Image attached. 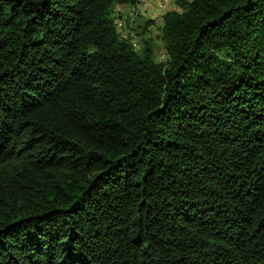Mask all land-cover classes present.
<instances>
[{
	"label": "trees",
	"instance_id": "trees-1",
	"mask_svg": "<svg viewBox=\"0 0 264 264\" xmlns=\"http://www.w3.org/2000/svg\"><path fill=\"white\" fill-rule=\"evenodd\" d=\"M139 2L0 0V264H264V0Z\"/></svg>",
	"mask_w": 264,
	"mask_h": 264
},
{
	"label": "rangeland",
	"instance_id": "rangeland-1",
	"mask_svg": "<svg viewBox=\"0 0 264 264\" xmlns=\"http://www.w3.org/2000/svg\"><path fill=\"white\" fill-rule=\"evenodd\" d=\"M146 1H147V7L149 8L150 5H154L156 8L159 9L158 6V0H145V5H144V11L139 14L135 21L133 22V27L135 29H139L138 31L141 32L144 26L146 25L147 22L151 21L152 23L148 26L144 36L139 35L137 36V41L138 43L142 40V38H151L154 41V46H155V60L157 62H163V55L165 54V51L163 49V45L160 40L161 36V28L163 26V16L171 11H179L181 12V9L179 8V0H169V6L168 8L165 9L163 12H158L157 9L154 7L150 11H145V6H146ZM192 1V0H189ZM149 5V6H148ZM150 9V8H149ZM145 12V13H144ZM158 12V13H157Z\"/></svg>",
	"mask_w": 264,
	"mask_h": 264
},
{
	"label": "built area",
	"instance_id": "built-area-1",
	"mask_svg": "<svg viewBox=\"0 0 264 264\" xmlns=\"http://www.w3.org/2000/svg\"><path fill=\"white\" fill-rule=\"evenodd\" d=\"M169 0H158L159 10H164ZM145 0H140L136 5H117L113 11L114 24L121 35V38L131 42L134 49L139 50L140 44L133 30V22L136 17L144 11ZM128 20L130 24L128 25ZM163 60L165 56L163 55Z\"/></svg>",
	"mask_w": 264,
	"mask_h": 264
},
{
	"label": "crops",
	"instance_id": "crops-1",
	"mask_svg": "<svg viewBox=\"0 0 264 264\" xmlns=\"http://www.w3.org/2000/svg\"><path fill=\"white\" fill-rule=\"evenodd\" d=\"M148 6H149V5H148ZM167 6H169V4H168ZM167 6H166V8H168ZM154 7H155L154 5H150V7H149L150 9H149V8L147 7V1H146V6H145V11H146V12H147V11H150V13H151V9H153ZM155 8H156V7H155ZM166 8H165V9H166ZM156 9H157L158 12H163V11H165V9H164V10H159L158 8H156ZM158 12H157V13H158ZM144 13H145V12H144ZM151 14H152V13H151Z\"/></svg>",
	"mask_w": 264,
	"mask_h": 264
}]
</instances>
